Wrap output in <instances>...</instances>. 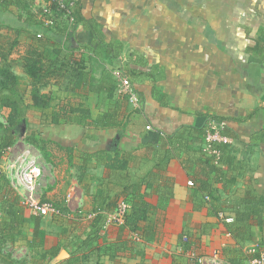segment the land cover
<instances>
[{"label":"crops","instance_id":"0c3cea01","mask_svg":"<svg viewBox=\"0 0 264 264\" xmlns=\"http://www.w3.org/2000/svg\"><path fill=\"white\" fill-rule=\"evenodd\" d=\"M71 1L75 14L79 10L82 19L92 20L105 41L121 44L111 74L124 69L140 107L118 92L112 99L95 95L92 106L91 96L81 100L93 119L121 107V126L112 129L53 126L36 112L39 123L29 135L48 145L44 157L34 148L47 172L34 195L65 212L51 216L60 221L53 226L57 235L49 247L42 245L67 253L52 264L69 259L71 243L90 236L91 219L108 218L112 204L120 201L147 205L155 236L149 243H134L127 229L106 225L85 249L97 253L112 246V253L99 255V264H193L191 252L199 264H213L212 256L220 264H246L264 255V0ZM43 8H50L47 0H0L1 18L19 21L11 25L14 31L31 29L41 21ZM22 10L27 15L20 16ZM79 19L76 14L70 37L75 46L63 57L94 52L102 63L109 62ZM127 50L134 53L129 63ZM50 92L62 101H80L61 95L53 84L43 90ZM211 117L223 124L234 152L231 182L212 181L200 158L202 131ZM148 177L153 189L147 188ZM192 178L211 182L207 203L199 207L191 201ZM166 180L171 181L169 197ZM180 238L188 239L187 251Z\"/></svg>","mask_w":264,"mask_h":264},{"label":"trees","instance_id":"16d2710c","mask_svg":"<svg viewBox=\"0 0 264 264\" xmlns=\"http://www.w3.org/2000/svg\"><path fill=\"white\" fill-rule=\"evenodd\" d=\"M76 14L80 18V23H83L85 29L91 33L93 41L97 44L98 48L105 53L108 61L110 63L112 61L118 62V58L123 52L121 44L115 41H105L99 27L92 20L82 19L79 10H76ZM76 14L74 24H72L69 30L63 21L59 25L57 23L53 29H45L42 27L41 21L31 23L32 30L33 26L34 29L36 26L37 28H41V30H37L36 32H41L42 38L36 39L35 33V37L33 36L32 40L28 39L30 41L26 46V51L21 55L24 74L28 79L24 91L20 90L23 77L17 75L11 65V57L17 53L16 50L20 45L18 39L15 38L12 42H9L7 44L8 49H4V51L0 50V117L3 116V120H0V166L6 149L16 143V138L21 133V127L25 126L27 128V114L30 110L38 112L45 119V122L53 126L78 125L83 129H112L121 126L119 118L122 116V112L118 111L122 109L121 107L114 111H108L101 118L93 119L89 107L84 102H81V100H87L90 96L99 95L100 93H103L105 98L112 99L114 92L117 93V83L111 71L106 68L105 63L97 59L98 57L94 52L92 56L86 58L81 55L70 59L63 57L65 50H73L75 46V42L70 37L77 26ZM11 25L5 21H0V28L14 29ZM15 30L21 29L16 27ZM125 53L127 62L129 63L128 60H133L134 53L129 50ZM128 63L125 64V67H128ZM118 69L126 73L123 68L118 67ZM53 80H55L54 83H52ZM64 81L67 82L66 88L62 86V82ZM50 84L58 86L61 95L66 94V97H71L69 95L71 94L75 99L80 101L73 103L70 100L62 101L58 96L54 98L51 93H43V90ZM25 95L28 97H25ZM119 96L127 102L126 96ZM211 118L219 121L215 117ZM203 130L204 143L203 134L205 133V126ZM222 135L227 137L224 132H222ZM22 138L25 144L39 150L43 157L44 155L46 156L47 141L39 140L26 132L22 135ZM171 142L177 143V141L172 139ZM204 147L205 143L201 146L199 154L200 158L203 159V165L207 168L209 174L213 176L212 181L223 183L228 178L227 181L231 182L232 177H230L229 172H234L230 168L235 164L234 152L231 147L223 143L214 144V148L219 152L217 157L207 155ZM223 167L228 168V171H223ZM145 182L148 185L147 188L153 189L150 177ZM166 182L165 193H168L169 197L171 196V181L166 180ZM190 182L192 185L189 187H193L191 193L192 203L197 207L207 203L205 199L209 198L208 196L210 195V180L198 181L192 178ZM112 205L114 207L111 209L114 212L118 202ZM132 205H129L123 224L118 226L121 229H127L131 235H134L132 240L134 243H149L154 239L155 233L153 224L145 216L148 207L143 203L139 205V208L134 203ZM55 208L59 214L65 213L62 209ZM134 209L142 211L133 213ZM0 211L3 213V218L0 220V258L4 263L10 264L5 261L6 258L1 254L2 244L12 245L18 241H24L31 250L37 248L44 250L49 262H52L58 256L60 249L57 246L49 250L43 249L44 231L40 229L41 218L31 216L28 209L22 206L20 196L12 188L6 174L0 175ZM107 221L108 218L101 215H97L91 219L89 227L91 231L90 236L84 240L81 238L75 239L68 249L70 258L63 263L57 264H90L92 260L93 264H99V262L95 261L99 259L100 254L112 253L113 249L109 244L105 245L102 249H97V253H93L92 251L85 252L89 243L88 239L93 236V240L96 241L99 232L105 231ZM29 231H32L31 239H28ZM180 246L184 251H187L189 248L188 239L180 238ZM192 260L193 264H199V258L195 254Z\"/></svg>","mask_w":264,"mask_h":264},{"label":"built area","instance_id":"2783aa9c","mask_svg":"<svg viewBox=\"0 0 264 264\" xmlns=\"http://www.w3.org/2000/svg\"><path fill=\"white\" fill-rule=\"evenodd\" d=\"M50 8H43L41 15L42 27L45 29H53L60 19L66 23V26L71 28L75 21L76 4L71 0H47ZM42 33H36V39H41ZM117 83V92L119 95L126 96L127 102L135 109L140 107V100L137 92L134 90L130 79L120 69L112 72ZM224 126L221 122L214 119H208L205 125L204 133V151L209 156H218V151L214 148V144H229L230 140L222 135ZM14 144L5 151L4 159L0 166V175L6 174L10 180L12 188L19 191L25 197L23 205L28 209V212L33 217L58 216L59 212L51 202H36L32 201L35 192V187L42 176L43 166L40 162V156L35 151L34 147L20 143ZM215 163V162H214ZM192 185L191 182L188 183ZM129 209V205L120 201L116 210L108 217L107 225H122L124 217ZM226 222H232V219H225ZM188 258H194L193 253L188 254ZM213 264H220L216 256L209 258ZM200 263V259L198 260ZM246 264H264V255L261 254L255 258H251Z\"/></svg>","mask_w":264,"mask_h":264},{"label":"rangeland","instance_id":"374dc122","mask_svg":"<svg viewBox=\"0 0 264 264\" xmlns=\"http://www.w3.org/2000/svg\"><path fill=\"white\" fill-rule=\"evenodd\" d=\"M19 15L23 17L27 14L25 13V11L22 10L19 12ZM6 17H9V16H5L4 18H1V15H0V21L7 20ZM5 22H7V23H9V25H11V24H14L16 21H5ZM37 30H41V28L40 29H36V28L34 29L33 28V30L30 29L28 32L25 29L14 31L13 29H8L6 27L0 28V50L4 51V49H8L7 44L9 42H12L13 39H15V38H17L19 43H20V45L18 46V49L16 50L17 53L13 54L11 57L12 58L11 65H12L13 71L17 75L23 77V79L21 80V84H20V90L21 91L22 90L24 91L25 85L28 83V79L25 77L24 70L22 67L21 55H23L24 52L26 51V46L28 45L29 41L32 40V37L33 36L35 37V33H37L36 32ZM32 31H34V32H32ZM28 39H30V40H28ZM104 63L106 65V68L109 71H111L112 68H114V66L111 63H109V62H104ZM54 82H55V80L52 81V83H54ZM66 84H67V82H65V81L62 82L63 87H65ZM94 96L95 95H92L91 99H89L90 106H92L91 102L95 100ZM25 97H28V96L25 95ZM26 99L28 100V98H26ZM32 112H34V113H32ZM28 116L30 119V123L27 124V128L25 126L21 127V133H19V135L16 138V144H18L17 145L18 147H22V145L20 143H24L22 135L25 132L29 134L31 132L32 128L37 127V124L39 123L37 120L38 119L37 113L34 110L28 111ZM0 120L1 121L3 120V116L0 117ZM46 175H47V172H46L45 168L43 167L42 176L40 178V180H42V183L46 180ZM38 188L40 191V186ZM17 193H18V195H20V201H21L22 206L25 207L23 205V203L25 202V197L19 191H17ZM32 197H33L32 201L41 202V196L38 193H36V195H32ZM2 214L3 213L0 211V220H2V218H3ZM58 222H60V221H58V219L54 220V217H51V216L41 218L40 229H42L44 231V239H46V241H44L43 246L45 249L47 247H49L51 244V241L49 239H54L57 235L58 229H56L53 226ZM111 225H113V224H111ZM114 226H117V225H114ZM28 237H30V238L32 237V231L28 232ZM1 254L3 257L6 258L5 261H7L10 264H52L53 263V261L49 262L46 259V255L43 251L36 250V249H34V250L29 249L24 241H18L12 245L2 244ZM64 261H61V263H63ZM58 263H60V262H58ZM0 264H7V263H4L3 260L0 258ZM130 264H132V263H130Z\"/></svg>","mask_w":264,"mask_h":264},{"label":"water","instance_id":"95a60500","mask_svg":"<svg viewBox=\"0 0 264 264\" xmlns=\"http://www.w3.org/2000/svg\"><path fill=\"white\" fill-rule=\"evenodd\" d=\"M62 255H66L67 256V253L65 251H62L56 258H55V261H60L63 259Z\"/></svg>","mask_w":264,"mask_h":264}]
</instances>
